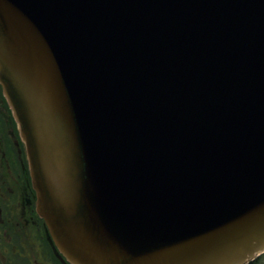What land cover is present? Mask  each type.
<instances>
[{
  "label": "water",
  "instance_id": "obj_1",
  "mask_svg": "<svg viewBox=\"0 0 264 264\" xmlns=\"http://www.w3.org/2000/svg\"><path fill=\"white\" fill-rule=\"evenodd\" d=\"M0 86L72 264L264 253V0H0Z\"/></svg>",
  "mask_w": 264,
  "mask_h": 264
},
{
  "label": "flooded vegetation",
  "instance_id": "obj_2",
  "mask_svg": "<svg viewBox=\"0 0 264 264\" xmlns=\"http://www.w3.org/2000/svg\"><path fill=\"white\" fill-rule=\"evenodd\" d=\"M0 264H72L36 212L24 145L1 86Z\"/></svg>",
  "mask_w": 264,
  "mask_h": 264
},
{
  "label": "rangeland",
  "instance_id": "obj_3",
  "mask_svg": "<svg viewBox=\"0 0 264 264\" xmlns=\"http://www.w3.org/2000/svg\"><path fill=\"white\" fill-rule=\"evenodd\" d=\"M260 257L258 259H256L254 262H256L255 264H264V254L262 253L261 255H259ZM258 257V256H257ZM256 257V258H257Z\"/></svg>",
  "mask_w": 264,
  "mask_h": 264
},
{
  "label": "trees",
  "instance_id": "obj_4",
  "mask_svg": "<svg viewBox=\"0 0 264 264\" xmlns=\"http://www.w3.org/2000/svg\"><path fill=\"white\" fill-rule=\"evenodd\" d=\"M264 254V253H263ZM260 256H258L257 258H255L254 260H252V261H250V262H248V263H246V264H255L256 262H254L256 259H258Z\"/></svg>",
  "mask_w": 264,
  "mask_h": 264
}]
</instances>
